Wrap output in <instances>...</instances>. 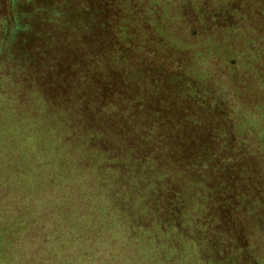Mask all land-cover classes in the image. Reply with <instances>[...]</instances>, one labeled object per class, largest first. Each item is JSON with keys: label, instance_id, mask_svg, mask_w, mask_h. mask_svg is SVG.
Segmentation results:
<instances>
[{"label": "trees", "instance_id": "obj_1", "mask_svg": "<svg viewBox=\"0 0 264 264\" xmlns=\"http://www.w3.org/2000/svg\"><path fill=\"white\" fill-rule=\"evenodd\" d=\"M2 144L68 191L53 264H264V0H0Z\"/></svg>", "mask_w": 264, "mask_h": 264}, {"label": "rangeland", "instance_id": "obj_2", "mask_svg": "<svg viewBox=\"0 0 264 264\" xmlns=\"http://www.w3.org/2000/svg\"><path fill=\"white\" fill-rule=\"evenodd\" d=\"M250 52L251 42H246L240 52L233 53L232 62H251ZM0 146V264H53L51 252L59 258L66 252L61 246L50 244L53 238L61 236L62 241L69 228L74 231L75 225L80 226L63 213L64 194L68 191L56 183L46 185L40 176L36 179L42 168L32 171L30 166L43 159L39 151L20 144L17 149L6 144ZM84 226L90 230L85 231L90 239L95 233L91 234L90 224ZM72 238L69 235L68 240ZM81 245L89 249L88 244ZM67 252L72 254L75 250Z\"/></svg>", "mask_w": 264, "mask_h": 264}]
</instances>
